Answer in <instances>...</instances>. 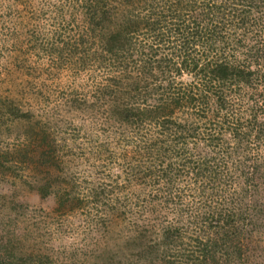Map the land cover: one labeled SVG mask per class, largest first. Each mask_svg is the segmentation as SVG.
<instances>
[{
  "label": "trees",
  "instance_id": "16d2710c",
  "mask_svg": "<svg viewBox=\"0 0 264 264\" xmlns=\"http://www.w3.org/2000/svg\"><path fill=\"white\" fill-rule=\"evenodd\" d=\"M79 7L75 47L101 76L81 111L117 128L131 151L115 155L122 172L129 168L125 182L154 192L147 207L139 206L145 194L122 207L135 218L102 264H246L264 222L246 197L264 185L263 161L250 162L246 150L247 140L264 146V46L256 40L264 0H80ZM57 200L61 207L71 200L67 188ZM20 253L0 235V264H45Z\"/></svg>",
  "mask_w": 264,
  "mask_h": 264
},
{
  "label": "rangeland",
  "instance_id": "374dc122",
  "mask_svg": "<svg viewBox=\"0 0 264 264\" xmlns=\"http://www.w3.org/2000/svg\"><path fill=\"white\" fill-rule=\"evenodd\" d=\"M79 6L80 0H0V235L12 250L45 264H102L103 252L116 250L117 235L135 218L122 207L143 194L147 201L150 192L125 182L129 168L122 172L115 155L131 151L117 128L81 111L101 76L75 47ZM256 37L264 46V31ZM39 130L45 134L37 136ZM247 143L248 160L264 165V146ZM65 188L71 200L61 207ZM246 197L264 219V185ZM261 224L246 264H264Z\"/></svg>",
  "mask_w": 264,
  "mask_h": 264
}]
</instances>
